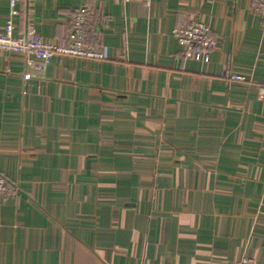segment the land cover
<instances>
[{
  "label": "crops",
  "instance_id": "0c3cea01",
  "mask_svg": "<svg viewBox=\"0 0 264 264\" xmlns=\"http://www.w3.org/2000/svg\"><path fill=\"white\" fill-rule=\"evenodd\" d=\"M252 4L21 0L17 34L53 43L81 6L107 17L105 57L56 54L26 81L24 55L0 52V173L18 188L0 197V264H264ZM192 20L217 38L208 61L182 56L174 30Z\"/></svg>",
  "mask_w": 264,
  "mask_h": 264
},
{
  "label": "built area",
  "instance_id": "2783aa9c",
  "mask_svg": "<svg viewBox=\"0 0 264 264\" xmlns=\"http://www.w3.org/2000/svg\"><path fill=\"white\" fill-rule=\"evenodd\" d=\"M132 1V0H125ZM149 4L151 0H137ZM21 0H9L10 15L4 29L0 31V52L21 53L28 68L23 73L24 79L31 80L36 74H42L56 54L84 58H104L102 40L107 17L101 16L86 7L76 9L69 21L66 42L53 43L41 35L29 30L25 35L17 34V25L13 17L19 15L18 4ZM252 8L264 21V0H253ZM174 35L182 45V56L208 61L210 53L217 47V38L212 28L204 22L192 20L176 28ZM32 70V71H31ZM230 80L244 81L245 76L235 72L226 73ZM258 95L264 100V80L257 85ZM17 186L0 173V197L16 196ZM253 260L242 257L232 264H249Z\"/></svg>",
  "mask_w": 264,
  "mask_h": 264
}]
</instances>
